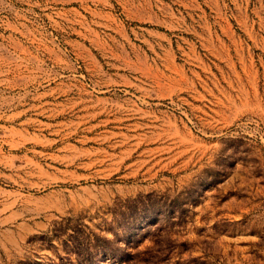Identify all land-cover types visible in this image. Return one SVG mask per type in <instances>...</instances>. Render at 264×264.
I'll return each mask as SVG.
<instances>
[{
    "label": "rangeland",
    "instance_id": "obj_1",
    "mask_svg": "<svg viewBox=\"0 0 264 264\" xmlns=\"http://www.w3.org/2000/svg\"><path fill=\"white\" fill-rule=\"evenodd\" d=\"M0 264H264V0H0Z\"/></svg>",
    "mask_w": 264,
    "mask_h": 264
}]
</instances>
